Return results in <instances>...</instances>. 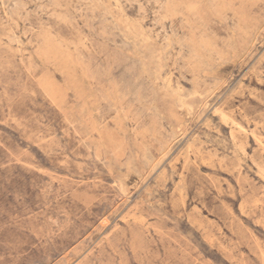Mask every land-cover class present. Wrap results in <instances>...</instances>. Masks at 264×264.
<instances>
[{
	"label": "rangeland",
	"instance_id": "1",
	"mask_svg": "<svg viewBox=\"0 0 264 264\" xmlns=\"http://www.w3.org/2000/svg\"><path fill=\"white\" fill-rule=\"evenodd\" d=\"M0 264H264V0H0Z\"/></svg>",
	"mask_w": 264,
	"mask_h": 264
},
{
	"label": "bare ground",
	"instance_id": "2",
	"mask_svg": "<svg viewBox=\"0 0 264 264\" xmlns=\"http://www.w3.org/2000/svg\"><path fill=\"white\" fill-rule=\"evenodd\" d=\"M181 184V183H180Z\"/></svg>",
	"mask_w": 264,
	"mask_h": 264
}]
</instances>
